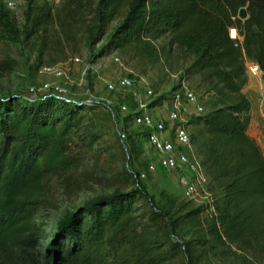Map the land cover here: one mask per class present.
<instances>
[{
    "label": "trees",
    "instance_id": "trees-1",
    "mask_svg": "<svg viewBox=\"0 0 264 264\" xmlns=\"http://www.w3.org/2000/svg\"><path fill=\"white\" fill-rule=\"evenodd\" d=\"M26 1L24 35L39 44L38 66L45 65L47 28L82 15L91 20L90 46L107 38L99 54L127 51L157 60L165 47L159 50L156 41L166 37L192 55L187 71L213 100L186 124L215 212L176 199L162 211L137 181L126 193L97 197L67 213L40 260L34 254L37 216L48 208L50 179L68 180L77 166L73 147L95 138L89 130L95 110L86 111L94 104L7 98L0 100V264H198L210 248L228 251L232 264L264 262V156L247 132L251 103L242 92L244 57L258 64L264 79V0H63L57 11L47 1ZM242 7L244 20L238 18ZM140 202L153 208L137 222Z\"/></svg>",
    "mask_w": 264,
    "mask_h": 264
},
{
    "label": "rangeland",
    "instance_id": "rangeland-1",
    "mask_svg": "<svg viewBox=\"0 0 264 264\" xmlns=\"http://www.w3.org/2000/svg\"><path fill=\"white\" fill-rule=\"evenodd\" d=\"M45 1L35 0V3ZM62 1L53 5L56 11L60 9ZM26 8V0H15L13 7H9L5 0H0V63L9 62L6 69H0V100L12 97L28 100L59 98L53 93H42L37 96H28L26 93L29 83L38 84L46 79H52L39 73L41 67L37 64L39 44L34 39L26 40L25 38ZM89 25L91 20L86 15H82L80 20L48 27L42 35L49 44L44 64L68 66L70 69L68 75L73 80L67 85L69 92L79 101H84L90 95L94 99L91 103L94 107L91 106L86 111L95 110L89 125V130L95 138L91 140V143L77 144L73 147L77 166L68 180L58 177L50 179L48 208L42 209L36 219L40 238L34 254L40 260L46 249L53 243L59 220L67 213L81 210L86 203L97 197L115 192L126 193L136 188L139 181L151 197L153 207L162 211L170 209L172 199L186 201L181 193L180 184L168 171L157 167L155 172H147L150 158L142 148L144 140L138 137L142 129L131 123L126 124V119L119 113L116 104L114 111H111V107L106 104L107 99L115 103L126 102L127 105L134 102L132 93L123 97L109 93L105 89L102 79H114L124 74L120 66L113 62V56L121 59L132 72L133 77L146 79L155 94L150 103L151 108L154 105H160V102L152 104L159 97L163 96L166 99L176 93L182 94L184 87L195 93L205 112L208 111L213 100L211 93H208L200 83L199 77L188 73L193 57L184 48L179 47V44L168 45L166 37L156 41L159 50L165 47V51L158 55L157 60L137 57L127 51L99 54L100 46L107 38L104 37L90 46ZM230 33L232 37L242 39L236 29H231ZM75 57L81 59V65L72 64L71 60ZM86 66L89 68L86 69ZM247 77V83L242 89L251 103V120L247 132L256 141L264 156V79L261 72L256 75L247 74ZM158 110L153 109L150 114ZM163 112H166L165 106ZM122 125L128 136L124 142L118 135V129ZM191 129L192 127H189L190 131ZM134 150L140 152L137 158L132 155ZM140 173H145V177L141 178ZM191 202L192 206H199L198 202ZM141 204L142 202L136 204L138 209L136 215L139 216L137 222L143 221L144 214L153 208L148 204L142 206ZM232 249L237 250L235 247ZM222 251L210 248L198 264H232L228 251L227 255ZM4 259L0 252V261ZM21 261L18 259V262ZM20 264L29 263L22 261ZM258 264H264V262H258Z\"/></svg>",
    "mask_w": 264,
    "mask_h": 264
},
{
    "label": "built area",
    "instance_id": "built-area-1",
    "mask_svg": "<svg viewBox=\"0 0 264 264\" xmlns=\"http://www.w3.org/2000/svg\"><path fill=\"white\" fill-rule=\"evenodd\" d=\"M54 5L61 0H46ZM9 7L15 6V0H5ZM231 31V30H230ZM231 35V33H230ZM232 37V35H231ZM239 44L242 43L240 37L234 38ZM114 63L120 66L124 74L114 79H102L105 89L109 93L118 96H128L132 93L133 103L127 105L126 102L115 103L111 99L106 100L110 110L114 111L115 104L119 113L128 117L127 123L142 129L145 134L141 135L144 152L149 156L147 172L153 173L157 167L168 171L173 179L180 184L183 198L188 201H196L207 207V211L214 213L212 204V194L208 190V178L201 164V157L191 140V132L187 125L188 117L198 116L205 113L203 106L199 103L195 93L184 87L183 93H176L172 97L163 99L160 105L150 106L152 98L155 96L148 82L144 77H133L132 72L123 64L118 56H113ZM72 64L81 65L80 58L75 57ZM246 74H260L257 63L244 57ZM89 66H86V69ZM70 69L65 65H43L39 68V73L46 79L38 84L29 83L26 93L28 96H37L42 93H53L65 101H73L84 104L93 103L94 99L90 95L84 101H79L69 92L67 85L73 82L68 75ZM166 112H163V107ZM153 109H159L154 114H150ZM165 114V115H164ZM118 135L122 142L127 140L125 128L118 129ZM144 178L145 173H140Z\"/></svg>",
    "mask_w": 264,
    "mask_h": 264
},
{
    "label": "water",
    "instance_id": "water-1",
    "mask_svg": "<svg viewBox=\"0 0 264 264\" xmlns=\"http://www.w3.org/2000/svg\"><path fill=\"white\" fill-rule=\"evenodd\" d=\"M238 18L239 19H246L248 18V13L245 7H242L238 11Z\"/></svg>",
    "mask_w": 264,
    "mask_h": 264
},
{
    "label": "bare ground",
    "instance_id": "bare-ground-1",
    "mask_svg": "<svg viewBox=\"0 0 264 264\" xmlns=\"http://www.w3.org/2000/svg\"><path fill=\"white\" fill-rule=\"evenodd\" d=\"M263 107V106H262ZM262 109V108H261Z\"/></svg>",
    "mask_w": 264,
    "mask_h": 264
}]
</instances>
